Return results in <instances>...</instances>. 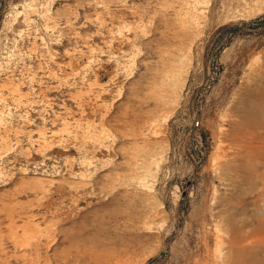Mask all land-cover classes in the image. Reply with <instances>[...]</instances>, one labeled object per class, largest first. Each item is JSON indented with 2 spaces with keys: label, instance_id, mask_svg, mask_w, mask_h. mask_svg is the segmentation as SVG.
I'll list each match as a JSON object with an SVG mask.
<instances>
[{
  "label": "rangeland",
  "instance_id": "rangeland-1",
  "mask_svg": "<svg viewBox=\"0 0 264 264\" xmlns=\"http://www.w3.org/2000/svg\"><path fill=\"white\" fill-rule=\"evenodd\" d=\"M0 264H264V0H0Z\"/></svg>",
  "mask_w": 264,
  "mask_h": 264
},
{
  "label": "bare ground",
  "instance_id": "bare-ground-1",
  "mask_svg": "<svg viewBox=\"0 0 264 264\" xmlns=\"http://www.w3.org/2000/svg\"><path fill=\"white\" fill-rule=\"evenodd\" d=\"M218 230V229H217ZM219 234V233H218ZM217 240H219V239H217ZM221 246V245H220ZM221 257V256H220ZM224 263V262H223Z\"/></svg>",
  "mask_w": 264,
  "mask_h": 264
}]
</instances>
